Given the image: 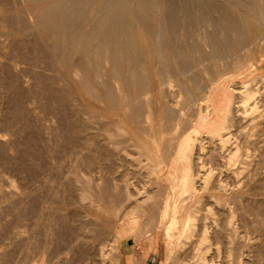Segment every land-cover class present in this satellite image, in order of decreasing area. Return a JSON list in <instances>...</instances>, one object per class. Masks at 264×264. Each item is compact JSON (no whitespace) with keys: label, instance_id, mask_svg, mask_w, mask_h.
Here are the masks:
<instances>
[{"label":"rangeland","instance_id":"374dc122","mask_svg":"<svg viewBox=\"0 0 264 264\" xmlns=\"http://www.w3.org/2000/svg\"><path fill=\"white\" fill-rule=\"evenodd\" d=\"M261 2L262 7L257 9L264 13ZM3 26L0 21V264H134L136 260L140 261L137 264H168L163 241L166 224L159 223L167 195L171 204L180 203V219L185 217L184 212L196 217L193 236L185 246L191 262L199 229L206 228L207 240L202 247L208 264H264V39L260 41L263 47L259 45L251 57L241 56L236 68L224 63L219 67L218 74L228 75L209 89L205 100L198 103L208 82L218 76L216 72L202 74L205 86L202 84L194 98H180L178 108H183L180 112L184 114L181 113L177 133L172 132V136H178L177 143L190 138L188 164L195 174L192 183L196 188L194 193H183L179 177L185 162L176 157V147L169 152L164 146L168 138H173L169 136L172 133L160 141L159 150L139 148L138 122L132 119L131 102L117 78L112 81L107 73L97 77V84L86 85L81 70L67 79L63 70L45 66L31 53L29 39L24 46H14L17 43L10 38L18 37L13 35L16 25L12 26H16L15 30ZM13 47L23 50L9 58L12 54L7 53ZM104 63L103 71L110 70V63ZM81 78L85 79L82 83ZM231 86L235 88L233 92ZM237 88L249 90L253 97L245 100L243 95L236 99ZM213 93L231 110L227 114L231 118L229 129L224 132V139L228 140L224 144L216 138L212 143L197 127L201 119H210L203 108L210 109ZM248 106L251 108L246 113L243 108ZM180 128L184 129L182 133ZM235 153L237 158L229 161ZM149 156L151 161L146 160ZM174 171L177 179L170 176ZM138 207L144 211H138ZM151 237L153 250L149 249ZM111 245L118 248L119 254L110 251ZM102 248L106 253L103 258L99 254Z\"/></svg>","mask_w":264,"mask_h":264},{"label":"bare ground","instance_id":"6f19581e","mask_svg":"<svg viewBox=\"0 0 264 264\" xmlns=\"http://www.w3.org/2000/svg\"><path fill=\"white\" fill-rule=\"evenodd\" d=\"M254 2L253 0H20L19 4L17 0H0V21L4 23V26H6L5 28H7L8 26L12 27L13 24L17 26L18 29H16L15 26V29L17 31H14L15 34L13 35H16L18 37H15L14 39L13 37L10 38L13 40L11 42L17 43H15L16 45L14 46L17 47L18 44L24 46L23 43L27 39H29L31 47L29 49H32V52H30L33 53L34 56L36 55V57H38L41 62H44L45 66L48 65L47 67L50 66L53 68V70H63L64 75L67 79H71L73 73H77V71L81 70L86 76V85L87 83H96L97 77L101 75L104 76L105 74L107 75V73L108 76L109 74L112 76H110L112 78V81L117 78L118 80H116L117 82H120L121 89L126 90L129 101L131 102L130 104L132 107V119L135 120V122H138V134L142 136L138 137V147L141 149L149 148L154 151L159 150V143L160 141H165L163 139L166 138H164V136H167L168 132H173L174 135L175 133H177V124L179 123L178 121L181 118V113L183 112V108H181L182 110L178 108L180 105V98L182 96H187L188 99L189 97L194 98V96L196 95L195 93L202 88V84L204 83V78H202L203 75L210 73L212 75L213 72H216V74H218L217 71L220 70V66L223 67V63L224 65L230 64L231 67L236 68L238 66L237 64L240 62L241 56L247 55L248 58L250 54L256 52V49H258L259 45L261 46L260 41L264 39V16H262L264 15V13L261 10L257 9V7L259 8V6L261 5V1L259 0V6H257V0H254ZM261 7L262 5L260 6V8ZM11 27H9V29ZM5 31L7 30L5 29ZM1 32L3 31L1 30ZM262 44H264V42ZM27 46H29V44ZM16 47H13V49L11 48L7 53L12 54L9 58H15L14 56L16 55V53L19 52L20 49L23 50L22 48L19 49L18 47L19 50L16 51ZM20 60L21 59H19V61ZM101 60H103V62ZM101 62L104 65V62L110 63L112 67H110V70L109 68H106L105 71H103L101 66L103 67L104 65H101ZM231 67L229 66L228 69H230ZM228 69L224 67L225 72ZM222 70L219 73H221ZM226 75L228 74H218L215 80L208 82V84L206 83L207 88L203 91V99L199 100L198 103L202 100H205V94L209 91V89H211L218 82H221V78L225 77ZM107 78H105V80ZM83 80L85 79L80 80V82ZM61 81L62 80H60V82ZM119 82L117 84H119ZM238 85L236 84V86ZM103 89L104 88H102V90ZM234 89V87L233 89L231 88V92H233ZM86 90H88V88ZM107 90L109 92V89ZM240 90H238L237 88L238 92L236 94L237 97L235 96L236 99L242 97L243 95L245 100H249L253 97V95L249 93V90ZM210 98V109L207 106L206 109L203 108V111L206 110L207 115L210 117V119H201V123H199L197 127L202 131L204 130L203 133L206 134V139L208 137L209 141H212L214 140V138H216L215 140H218L219 142L224 144L228 140L224 138L226 136L225 131H228L229 124L231 122V118L229 117L230 115L227 117V114L231 110L228 108L226 102L218 99L216 95L214 96V93ZM95 100L97 101L98 99L95 98ZM194 103L196 102L194 101ZM127 105L129 106V104ZM183 105L184 104H182V106ZM249 107L250 106H248L247 108H243V111L247 113ZM116 108L118 109V107ZM250 111H252V109ZM1 119H3V117ZM98 126H100V124ZM179 126L181 125L179 124ZM169 127L172 131H170V129L168 130ZM187 128L189 127H184V129L186 130ZM183 130L181 129L180 132L182 133ZM180 132L178 133L180 134ZM173 133L169 136H172ZM177 137L178 136H175V138H168V140L164 142V146L168 151L170 149L172 150V152L176 147V157L179 159V161H184L186 163V165L184 163V166L182 167L184 172L179 177L181 182L180 190L183 193H194L196 188L194 187L192 181L195 178V174L190 172L191 167L188 164L191 161H189L190 138L188 137L186 139H183L182 141L180 139L177 143ZM115 142H117V140ZM120 142L125 143L123 141ZM129 143L130 142H128V144ZM114 146H119V144ZM200 147H202V145H200ZM198 150H200V148ZM3 151H1V153ZM168 151L166 152H171ZM166 157L167 156L163 158L166 159ZM236 158L237 153L232 155L229 158V161H234ZM151 159L152 158L150 156L146 157L147 161H151ZM170 176L173 179H177V172H170ZM169 198L167 195L164 201L165 203L161 208V212H159V223L161 224V226L163 224H166L163 231V241L166 252L169 255L168 259L170 260L168 262L166 259V261L168 262V264H208L209 260L207 261L205 255H203L202 247L207 240L206 228L199 229L201 233H199V240L194 246L193 261L191 262L192 257L186 256L185 254L186 249L188 250V248H186L185 246L187 243L186 240L193 236V232L195 230L194 225H196V217L193 216L191 212H184L185 217L180 219L178 216L180 212H177L180 203L178 202L177 204V202H175L171 204ZM17 203L19 204V202ZM142 208L143 207H138V211H144V209ZM170 210L171 212H169ZM253 210L254 209H252V211ZM133 223L135 224L136 221H133ZM149 241V249L153 250L154 237H151ZM116 242L117 238L114 240V244ZM56 246L59 247L58 245ZM32 250H34V248ZM81 250L79 251L81 252ZM110 251L112 253L119 254V250L115 245L110 246ZM83 254L84 256H86L85 252ZM99 254L101 258L106 255V253H104L103 251V248L99 249ZM89 255L90 254L88 253L87 258ZM23 259L24 258H22V260ZM80 260L83 261L82 259ZM72 262L75 263L77 261ZM138 262L140 263V261L136 260V262L133 263L137 264Z\"/></svg>","mask_w":264,"mask_h":264}]
</instances>
